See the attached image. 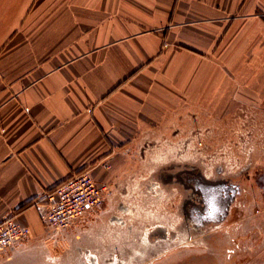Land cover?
I'll return each instance as SVG.
<instances>
[{"label":"crops","instance_id":"crops-1","mask_svg":"<svg viewBox=\"0 0 264 264\" xmlns=\"http://www.w3.org/2000/svg\"><path fill=\"white\" fill-rule=\"evenodd\" d=\"M238 101H264V0H0V222L43 237L57 184L112 190Z\"/></svg>","mask_w":264,"mask_h":264},{"label":"rangeland","instance_id":"rangeland-1","mask_svg":"<svg viewBox=\"0 0 264 264\" xmlns=\"http://www.w3.org/2000/svg\"><path fill=\"white\" fill-rule=\"evenodd\" d=\"M235 107L147 141L103 207L0 264H264V101Z\"/></svg>","mask_w":264,"mask_h":264},{"label":"built area","instance_id":"built-area-1","mask_svg":"<svg viewBox=\"0 0 264 264\" xmlns=\"http://www.w3.org/2000/svg\"><path fill=\"white\" fill-rule=\"evenodd\" d=\"M110 193V186L96 180L90 171L72 175L45 193L48 228L53 232L69 228L77 220L103 207ZM30 236L28 226L14 217L6 218L0 222V253L16 248Z\"/></svg>","mask_w":264,"mask_h":264},{"label":"snow or ice","instance_id":"snow-or-ice-1","mask_svg":"<svg viewBox=\"0 0 264 264\" xmlns=\"http://www.w3.org/2000/svg\"><path fill=\"white\" fill-rule=\"evenodd\" d=\"M207 191H208V198L211 199V197H212V190L209 189V190H207Z\"/></svg>","mask_w":264,"mask_h":264},{"label":"bare ground","instance_id":"bare-ground-1","mask_svg":"<svg viewBox=\"0 0 264 264\" xmlns=\"http://www.w3.org/2000/svg\"><path fill=\"white\" fill-rule=\"evenodd\" d=\"M191 214V213H190ZM193 217V216H192ZM196 217V216H195Z\"/></svg>","mask_w":264,"mask_h":264}]
</instances>
